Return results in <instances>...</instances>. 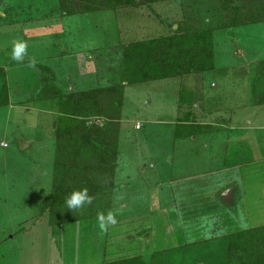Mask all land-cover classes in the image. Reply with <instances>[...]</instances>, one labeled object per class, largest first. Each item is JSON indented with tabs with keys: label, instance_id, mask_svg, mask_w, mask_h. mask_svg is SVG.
I'll list each match as a JSON object with an SVG mask.
<instances>
[{
	"label": "rangeland",
	"instance_id": "1",
	"mask_svg": "<svg viewBox=\"0 0 264 264\" xmlns=\"http://www.w3.org/2000/svg\"><path fill=\"white\" fill-rule=\"evenodd\" d=\"M185 1L76 14L68 30L45 25L55 0H0V11L30 21L46 13L44 24L34 21L15 37L0 20V66L9 74V103L0 106V264H98L153 252L163 264H226L228 233L264 224V22L234 27L232 38L214 34L213 70L122 80L121 46L138 39L137 25L148 38L172 34L183 17L195 28L196 18L203 27L217 24V0ZM74 40L99 58L89 89L120 83L110 194L117 223L104 231L98 217L55 223L41 212L52 187L69 178L54 163L67 160L55 148L58 99L37 94L52 90L58 68L80 71L69 58L52 59ZM14 41L27 44L21 61L11 58ZM201 103L205 112L194 115ZM193 123L201 125L189 135ZM176 128L185 129L176 135Z\"/></svg>",
	"mask_w": 264,
	"mask_h": 264
},
{
	"label": "trees",
	"instance_id": "2",
	"mask_svg": "<svg viewBox=\"0 0 264 264\" xmlns=\"http://www.w3.org/2000/svg\"><path fill=\"white\" fill-rule=\"evenodd\" d=\"M57 1L61 15H76L175 0ZM219 2L221 17L214 28H195L184 20L172 34L124 43L121 46L119 66L125 84L178 78L213 70L215 28L226 29L264 22V0ZM119 86L120 83L66 93L52 89L37 94L40 99H58L59 107L53 121L55 148L67 160L54 163L65 166L69 178L57 182L42 204L41 212L47 213L50 221L65 223L97 218L100 214L110 212L117 156L118 112L121 105ZM8 103L5 71L0 66V106ZM258 103L264 104V98H260ZM189 125L190 135L197 133L201 124ZM183 129L176 128L175 134L180 135ZM81 188H87L92 203L73 211L65 208L68 194ZM98 264H163V261L160 252H153L110 259ZM226 264H264V224L230 231Z\"/></svg>",
	"mask_w": 264,
	"mask_h": 264
},
{
	"label": "crops",
	"instance_id": "3",
	"mask_svg": "<svg viewBox=\"0 0 264 264\" xmlns=\"http://www.w3.org/2000/svg\"><path fill=\"white\" fill-rule=\"evenodd\" d=\"M175 1H177V2L178 1H183V3H187L185 0H175ZM219 1L220 0H217V6H220V2ZM43 2H45V1H43ZM178 3H180V2H178ZM53 7H54V9L52 11V14H53L54 20L49 22V23H47V24H45V25H49V26L52 25L53 27H57V24H58L60 27L61 26H66L67 28H65V29H68V26L72 22L71 20L76 15H61V14H59L60 12L59 13L57 12L59 10L58 9V1H56V0H55V4H54ZM55 7L57 8V11H55L56 10ZM95 12H98V11H95ZM90 13H93V12H90ZM45 14L46 13H44V9H43L41 11V15H36L30 21V20L27 19V17H21V16L18 17V14L4 12L3 10H1L0 11V20L4 19L5 20V24H6L5 27H4V29H5V33L4 34L5 35L10 34V37L20 36L19 32L21 31V29L29 28L28 25H30V24H31V26L32 25L34 26L36 24L34 21H37V22L42 21L43 24H44V21H45V18H46ZM183 14H184V12H183ZM86 15H87V13L86 14H79L78 17L85 18ZM185 16H187V15H185ZM184 20L185 19L183 17V19L180 20V21L182 22ZM69 21H71V22H69ZM195 21H196L195 22L196 23V27H199V25H200V27L204 26V25H201L202 23H204V21H202V20L199 21L198 18H196ZM199 22L201 24H199ZM13 24H14V26L17 25L16 28H14ZM172 28H173V30H176L178 28V23L177 24L176 23L172 24ZM233 28L234 27H230V28H226V29H217V28H215L216 30L213 31V35L217 34L218 32H220L221 33L220 35L228 36V37L232 38L233 37V33H232ZM142 30H144V28L141 29L140 25L136 26V38H138L136 40L144 38V37H140V35H139L140 31H142ZM68 32L70 33V31H68ZM75 33H76V31H75ZM95 46H97V45H95ZM59 47L60 48H57L56 51H54V53L52 55L53 56L52 59L54 61L58 62L57 59H60V60L63 61V59L65 60V58H69L71 61H74V63L76 62L75 63V64H77L76 68H77V70H80V71L78 73L77 72L74 73V72L71 71V73H70V71H68V72L66 71V68H64L62 70H60V68H58L57 69L58 71L55 70L54 73H53L54 74V76H53L54 82L52 84L53 85L52 89H55L57 91L66 90L67 89V87H66L67 85H68L69 89H75V90H87V89H89L88 87L93 85L91 83V80L94 79V73H95L94 70H95V68H97V67H94L93 62L97 61L99 59L97 56H96V58L90 56L92 47H90V45L88 46V45H85V44L79 45L77 43V41H75V40L74 41H69V42L67 41L64 46L61 47V45H60ZM213 55H214V48H213ZM0 65H2L1 61H0ZM214 66H215V63H214ZM99 69H103V66L100 67ZM5 70H6V67H5ZM8 75L5 74L6 82H7V76ZM55 76H56V78H55ZM182 77H184V76H182ZM182 77H178V78L181 79ZM99 78H103V76L100 75ZM173 78H175V77H173ZM165 79H167V78H165ZM98 85H100V84H98ZM103 85L107 86L108 83H105V84L102 83L101 86H103ZM9 95H10V93H9ZM195 107H196V109L193 110L194 111V115H196L197 112H201V113L205 112V108H204L203 103H201L199 106L196 105ZM193 124L196 125L195 123H193ZM198 124H201V123H198ZM137 125L139 126L138 128H136ZM203 125H205V124H203ZM230 126H232V125H230ZM134 127H135V129H140V125L138 123H135ZM223 127L225 128V126H223ZM236 127H237V125H236ZM243 128H244V126H243ZM116 169H117V167H116ZM114 184H115V187H116L117 186L116 179H114ZM229 187L230 186H227L225 189H227ZM225 191H223L222 193H224ZM113 259H115V258H113ZM99 263H101V262H99Z\"/></svg>",
	"mask_w": 264,
	"mask_h": 264
},
{
	"label": "clouds",
	"instance_id": "4",
	"mask_svg": "<svg viewBox=\"0 0 264 264\" xmlns=\"http://www.w3.org/2000/svg\"><path fill=\"white\" fill-rule=\"evenodd\" d=\"M27 44L24 41H14L12 46L11 58L14 61H21L24 57ZM92 203V197L89 196L87 188L73 190L65 199V208L69 210H77L85 205ZM98 223L101 231L106 230L108 225L117 223L115 216L109 212L106 215H98Z\"/></svg>",
	"mask_w": 264,
	"mask_h": 264
},
{
	"label": "water",
	"instance_id": "5",
	"mask_svg": "<svg viewBox=\"0 0 264 264\" xmlns=\"http://www.w3.org/2000/svg\"><path fill=\"white\" fill-rule=\"evenodd\" d=\"M231 37H232V36H231ZM143 239H144V238H143ZM144 241H145L146 244L148 243V245H149V240H145V239H144ZM148 245H147V246H148Z\"/></svg>",
	"mask_w": 264,
	"mask_h": 264
},
{
	"label": "built area",
	"instance_id": "6",
	"mask_svg": "<svg viewBox=\"0 0 264 264\" xmlns=\"http://www.w3.org/2000/svg\"><path fill=\"white\" fill-rule=\"evenodd\" d=\"M137 128L139 127L138 125L136 126ZM5 145V144H4Z\"/></svg>",
	"mask_w": 264,
	"mask_h": 264
}]
</instances>
